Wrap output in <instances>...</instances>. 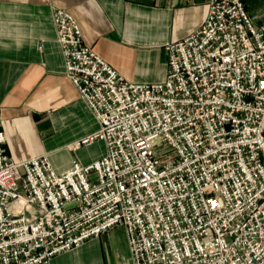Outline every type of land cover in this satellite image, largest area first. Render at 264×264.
<instances>
[{
    "label": "built area",
    "instance_id": "built-area-1",
    "mask_svg": "<svg viewBox=\"0 0 264 264\" xmlns=\"http://www.w3.org/2000/svg\"><path fill=\"white\" fill-rule=\"evenodd\" d=\"M64 70L105 143L56 172L15 162L0 118V264H43L114 226L131 264H264V23L243 0H210L165 45L161 81L130 82L55 8Z\"/></svg>",
    "mask_w": 264,
    "mask_h": 264
},
{
    "label": "crops",
    "instance_id": "crops-1",
    "mask_svg": "<svg viewBox=\"0 0 264 264\" xmlns=\"http://www.w3.org/2000/svg\"><path fill=\"white\" fill-rule=\"evenodd\" d=\"M210 0H0V118L15 162L45 155L56 172L91 164L105 143L74 146L99 122L65 74L55 8L70 12L83 40L130 82L161 81L167 42L196 30ZM264 23V0H243ZM43 264H131L126 230L114 226Z\"/></svg>",
    "mask_w": 264,
    "mask_h": 264
},
{
    "label": "rangeland",
    "instance_id": "rangeland-1",
    "mask_svg": "<svg viewBox=\"0 0 264 264\" xmlns=\"http://www.w3.org/2000/svg\"><path fill=\"white\" fill-rule=\"evenodd\" d=\"M251 16H252V14H251ZM253 17V16H252ZM253 20L256 22V24L258 23L256 20H258V19H255L254 17H253ZM257 25H262V24H257Z\"/></svg>",
    "mask_w": 264,
    "mask_h": 264
}]
</instances>
